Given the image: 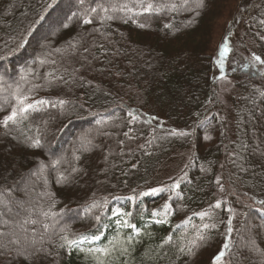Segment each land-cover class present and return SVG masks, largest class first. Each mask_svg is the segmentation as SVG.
I'll return each instance as SVG.
<instances>
[{
	"label": "trees",
	"instance_id": "obj_1",
	"mask_svg": "<svg viewBox=\"0 0 264 264\" xmlns=\"http://www.w3.org/2000/svg\"><path fill=\"white\" fill-rule=\"evenodd\" d=\"M1 218L0 264H264V0H0Z\"/></svg>",
	"mask_w": 264,
	"mask_h": 264
},
{
	"label": "rangeland",
	"instance_id": "obj_2",
	"mask_svg": "<svg viewBox=\"0 0 264 264\" xmlns=\"http://www.w3.org/2000/svg\"><path fill=\"white\" fill-rule=\"evenodd\" d=\"M241 10H244L243 6L241 7ZM241 26H242V24L238 23L236 21V22H234V24H232L229 27L228 34H227L228 36L226 35V40L223 41V42L226 41L225 45L227 46L228 51L224 57H221L220 51H221V48L223 47L222 46L220 48V50L217 51L216 57H215V70H214V75H213V82L215 85V95H216L218 101L220 102L222 109L225 112L229 111V103H230L229 100H230L231 96H233L234 93H236V92H235L234 84L225 75L224 67L226 66V62H227L226 58H228V54L229 55L232 54V50L239 53V48H241V46L243 47V44H241V42H244V40L242 38L243 37V35H242L243 31H242ZM188 158H189V152L188 151L174 153L172 155V157H170V159L168 161L164 162L161 165L160 169L157 171L156 178H155L156 181L162 182V181H166L172 177H175L176 174L179 173L183 169L184 165L187 164ZM217 195H219V196L222 195V190H219ZM236 213H237V211H236ZM1 216H2V214H1ZM2 217H4V216H2ZM26 222L27 221H25L23 223L26 224ZM8 224L9 223L6 224V222H4V220L1 218V220H0V227L1 228L8 225ZM20 231L23 232V234H26V231H24V230H20Z\"/></svg>",
	"mask_w": 264,
	"mask_h": 264
},
{
	"label": "snow or ice",
	"instance_id": "obj_3",
	"mask_svg": "<svg viewBox=\"0 0 264 264\" xmlns=\"http://www.w3.org/2000/svg\"><path fill=\"white\" fill-rule=\"evenodd\" d=\"M197 6L199 7V4ZM124 7L127 8V5H124ZM152 8H153V5L148 4L147 7L145 8V11H150ZM92 11H95V9H92ZM85 22L87 23L88 21H85ZM227 51H228L227 46L226 45L223 46L221 48V51H220L221 57H224L225 54L227 53ZM254 59L257 62L260 61V57H258V56L257 57H254ZM25 99H26V97H25ZM39 103L44 104L46 102L45 101H40ZM61 103H63V102L61 101ZM18 105L20 106L19 107V112H21V113L27 112L29 109H32V108L35 107V105H33V104H27V105H25L24 104V99L18 100ZM16 116H17V109L14 108L13 111H12V114L9 115V116H7L5 118V120L3 121V124L5 126H7L9 122H15ZM36 144L38 145L39 144V141H36ZM152 191H153V193H155V192H157L159 190L158 189H153ZM219 206H220L219 204L216 205V207H219ZM203 215H205V214L204 213H201V216H203ZM124 223L127 224V221H124ZM205 227H207V225H205ZM200 238L203 239L202 236ZM224 247L227 248V245H225ZM223 255H224L223 252H221L219 255H217L214 258V264H219V262L221 261V258L223 257Z\"/></svg>",
	"mask_w": 264,
	"mask_h": 264
}]
</instances>
